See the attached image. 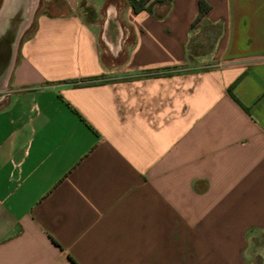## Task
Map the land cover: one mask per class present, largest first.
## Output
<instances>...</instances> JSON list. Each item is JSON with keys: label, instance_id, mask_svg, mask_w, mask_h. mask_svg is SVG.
<instances>
[{"label": "crops", "instance_id": "0c3cea01", "mask_svg": "<svg viewBox=\"0 0 264 264\" xmlns=\"http://www.w3.org/2000/svg\"><path fill=\"white\" fill-rule=\"evenodd\" d=\"M8 50L0 264H264V0H41Z\"/></svg>", "mask_w": 264, "mask_h": 264}, {"label": "bare ground", "instance_id": "6f19581e", "mask_svg": "<svg viewBox=\"0 0 264 264\" xmlns=\"http://www.w3.org/2000/svg\"><path fill=\"white\" fill-rule=\"evenodd\" d=\"M32 0H8L4 6L3 9V15L6 16V13H10L9 18L5 19L2 17L0 19V32H1V37H0V44L5 48H9L8 51H10V60L14 55V51L16 48V43L20 37L21 32L24 30L25 27L22 28L21 32H13L14 24L18 21L20 22L21 15H26L28 11H30V4ZM5 29V34H3V31ZM20 33V34H19ZM8 34V35H7Z\"/></svg>", "mask_w": 264, "mask_h": 264}, {"label": "rangeland", "instance_id": "374dc122", "mask_svg": "<svg viewBox=\"0 0 264 264\" xmlns=\"http://www.w3.org/2000/svg\"><path fill=\"white\" fill-rule=\"evenodd\" d=\"M31 8H30V11H28L26 13V15H21V21L20 22H16L14 24V28H13V32H21L22 31V28H24V30L21 32L20 34V37L16 43V48H15V51H14V55L11 59L14 58L15 56V53H16V50H17V46L19 44V42L22 40V38L24 37V35L27 33V31L29 30V28L32 26V23H33V19L34 17L36 16L37 14V10H39V8L41 7V0H32L31 4H30ZM264 238V233H259L257 234V237H256V241L259 242L261 241V239Z\"/></svg>", "mask_w": 264, "mask_h": 264}, {"label": "trees", "instance_id": "16d2710c", "mask_svg": "<svg viewBox=\"0 0 264 264\" xmlns=\"http://www.w3.org/2000/svg\"><path fill=\"white\" fill-rule=\"evenodd\" d=\"M169 0H128L129 5L134 12L147 11L151 12V6L155 2H164ZM206 5L200 1L199 2V14L200 16L205 12Z\"/></svg>", "mask_w": 264, "mask_h": 264}]
</instances>
